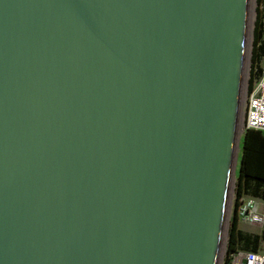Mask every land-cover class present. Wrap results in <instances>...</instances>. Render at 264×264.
<instances>
[{
	"label": "water",
	"instance_id": "obj_1",
	"mask_svg": "<svg viewBox=\"0 0 264 264\" xmlns=\"http://www.w3.org/2000/svg\"><path fill=\"white\" fill-rule=\"evenodd\" d=\"M250 0H0V264H219Z\"/></svg>",
	"mask_w": 264,
	"mask_h": 264
},
{
	"label": "trees",
	"instance_id": "obj_2",
	"mask_svg": "<svg viewBox=\"0 0 264 264\" xmlns=\"http://www.w3.org/2000/svg\"><path fill=\"white\" fill-rule=\"evenodd\" d=\"M260 24L253 33L251 66L248 72L247 90H253L259 76V63L264 55V40ZM264 198V131L242 127L241 155L238 175L234 186V208L226 233L224 261H229L231 253L238 249L259 251L261 235L247 234L239 226L238 206L242 196Z\"/></svg>",
	"mask_w": 264,
	"mask_h": 264
},
{
	"label": "built area",
	"instance_id": "obj_3",
	"mask_svg": "<svg viewBox=\"0 0 264 264\" xmlns=\"http://www.w3.org/2000/svg\"><path fill=\"white\" fill-rule=\"evenodd\" d=\"M259 67L260 73L253 90L246 96L242 127L264 131V55L261 57ZM261 205L256 197L242 196L237 210L239 221L245 224L262 223L264 210H261ZM220 261L221 264H264V253L238 249L231 253L227 263L222 256Z\"/></svg>",
	"mask_w": 264,
	"mask_h": 264
},
{
	"label": "rangeland",
	"instance_id": "obj_4",
	"mask_svg": "<svg viewBox=\"0 0 264 264\" xmlns=\"http://www.w3.org/2000/svg\"><path fill=\"white\" fill-rule=\"evenodd\" d=\"M260 24L261 28L263 30V40H264V0H250V11H249V31H248V42H247V49H248V60L246 64V74H245V84L243 87V93H242V100H241V121L243 122L244 117V110L246 105V96L249 94L247 90V79H248V72L251 66V49H252V41H253V33L254 29L256 28V25ZM241 145H242V134L240 136V148H239V154H238V160L241 155ZM238 166V164H237ZM238 171L236 172V176L233 182V187L230 195V202H229V210H228V221L226 225V233L229 226V221L233 214V208H234V202H235V196H234V186L235 181L237 179ZM251 196V195H250ZM261 205V210H264V198L256 197ZM240 228L247 234L253 235V234H259L261 235V241H260V247L259 251L264 253V221L262 223H255V224H245L242 222H239ZM226 233L224 236V244L222 247V258L224 257V248H225V240H226ZM222 260V259H221ZM222 261H220V264Z\"/></svg>",
	"mask_w": 264,
	"mask_h": 264
},
{
	"label": "bare ground",
	"instance_id": "obj_5",
	"mask_svg": "<svg viewBox=\"0 0 264 264\" xmlns=\"http://www.w3.org/2000/svg\"><path fill=\"white\" fill-rule=\"evenodd\" d=\"M247 60H248V49H247ZM246 64H247V61H246Z\"/></svg>",
	"mask_w": 264,
	"mask_h": 264
}]
</instances>
